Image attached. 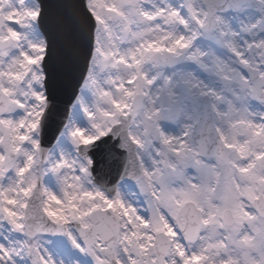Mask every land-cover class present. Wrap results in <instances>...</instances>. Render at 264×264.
Listing matches in <instances>:
<instances>
[{"label": "snow or ice", "instance_id": "1", "mask_svg": "<svg viewBox=\"0 0 264 264\" xmlns=\"http://www.w3.org/2000/svg\"><path fill=\"white\" fill-rule=\"evenodd\" d=\"M0 264H264V0H0Z\"/></svg>", "mask_w": 264, "mask_h": 264}, {"label": "water", "instance_id": "2", "mask_svg": "<svg viewBox=\"0 0 264 264\" xmlns=\"http://www.w3.org/2000/svg\"><path fill=\"white\" fill-rule=\"evenodd\" d=\"M56 119H57V121H58L59 117H57Z\"/></svg>", "mask_w": 264, "mask_h": 264}]
</instances>
